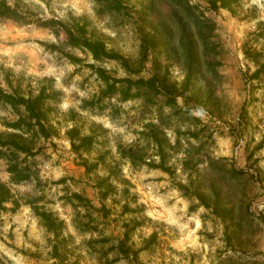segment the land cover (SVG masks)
<instances>
[{
  "label": "rangeland",
  "instance_id": "rangeland-1",
  "mask_svg": "<svg viewBox=\"0 0 264 264\" xmlns=\"http://www.w3.org/2000/svg\"><path fill=\"white\" fill-rule=\"evenodd\" d=\"M2 1L23 18H0V89L44 93L48 136L15 128L24 108L0 98L1 136L31 148L20 184L0 159L19 203L0 207V264H264V73L244 53L264 50V0L236 14L190 0L208 22L177 0ZM52 18L85 24L131 72L37 25ZM99 67L162 93L107 96Z\"/></svg>",
  "mask_w": 264,
  "mask_h": 264
},
{
  "label": "trees",
  "instance_id": "trees-1",
  "mask_svg": "<svg viewBox=\"0 0 264 264\" xmlns=\"http://www.w3.org/2000/svg\"><path fill=\"white\" fill-rule=\"evenodd\" d=\"M178 5L183 8V10L189 15L193 16L195 22H201L204 20L208 22L209 20L205 17L199 7L192 5L190 0H177ZM209 8L213 11H219L221 9H226L230 11L232 14H236L238 8H240L242 4V0H207ZM115 7L117 9L121 8V3L116 1ZM23 18L16 8L11 7L5 2H0V18ZM39 27L44 29L52 30L57 36L64 35L65 40L63 41L67 46L72 48H81L84 51L88 52L93 60L96 62H104V61H117L119 62L127 71L131 72V67L129 62L118 54L115 51H111L107 48L106 43L99 39H93L89 36L88 28L85 24L76 22L73 25H68L60 19L52 18V19H39L38 24ZM255 37H264V32L262 33H254ZM146 44V41H145ZM56 48L55 45H53ZM148 46L142 47V60L144 61L147 57ZM244 53L246 58H249L256 65V71L254 72V78L260 77L261 74L264 73V50L258 51L254 50L251 47L245 45ZM69 58H73L72 55H67ZM95 68V65H91ZM96 73L98 77L106 84L107 91L106 95H113L117 92H121L124 100H129L131 98H139L141 96V90L144 87L149 88L156 94H161V81L158 77L152 76L149 79H137L135 81L129 79H116L107 73V71L102 68H96ZM121 83L122 87H118L117 84ZM165 88V87H164ZM135 90V91H133ZM173 90H176V85H173ZM172 91V90H170ZM177 91V90H176ZM168 95V104L171 107L178 106L177 98L181 96L179 93L177 94L175 91L170 92ZM0 98L4 100V102L10 104L11 106L17 108L19 106L24 108L25 115L20 117V121L18 124L14 125L15 128L21 129L22 124L25 123L27 126L37 132L43 134V136H48L45 134L46 128L43 123V120L46 118V113L44 112V93H40L36 97H25V96H15L12 93H7L4 90L0 89ZM75 130L72 129L70 133H74ZM74 135L71 136V140L73 142V147H76L74 143ZM88 137L84 138L83 141H89ZM31 153V148L29 144L20 141L16 138H8L4 139L0 134V159H3L6 162L8 167V172L10 174V180L13 184H20L25 182L31 178L29 173V169L26 164L24 165L23 160L21 159V154H29ZM132 154V153H131ZM134 156V155H132ZM157 168H161L165 172H169L165 165L156 166ZM13 202L16 207L19 206V203L14 199V194L12 189L4 182L0 181V207L3 206L4 203ZM41 216L43 218H47L46 213H42Z\"/></svg>",
  "mask_w": 264,
  "mask_h": 264
}]
</instances>
